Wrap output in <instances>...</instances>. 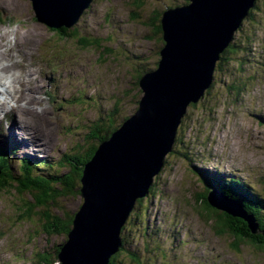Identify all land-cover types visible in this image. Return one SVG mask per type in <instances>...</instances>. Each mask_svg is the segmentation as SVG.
I'll return each instance as SVG.
<instances>
[{
    "label": "rangeland",
    "instance_id": "obj_1",
    "mask_svg": "<svg viewBox=\"0 0 264 264\" xmlns=\"http://www.w3.org/2000/svg\"><path fill=\"white\" fill-rule=\"evenodd\" d=\"M131 1L93 0L74 26L52 32L36 22L29 0H0V27L15 23V49L20 55L30 53L23 59L30 74L23 94L31 98V104L37 102V94L49 101L43 113L30 112L50 141L39 139L42 150L30 153L24 147L25 143L32 146L30 141L17 139L19 149L27 156L48 157L51 165L58 168L63 156L86 151L89 127L102 114L101 108L107 111L116 104L123 117L135 112L141 97L134 81L135 62L154 70L159 61L155 53L158 36L150 22L156 12L182 6L188 0H144L138 7ZM255 7L253 20L243 21L241 33L233 35L242 47L236 53L243 64L241 80L249 83V88L239 94L237 102H232L229 96L235 95L226 90L230 80L223 67L222 74L215 75L210 94L188 108L178 147L190 150L193 162L200 168L240 179L264 199V0H257ZM27 35L33 39L29 43ZM11 130L9 125L7 133ZM11 138H7L10 144ZM32 143L36 148V142ZM22 155L25 156L16 153L14 159ZM164 161L166 165L155 176V195L145 218L147 237L153 243L145 249L147 240L124 225L123 236L128 234V240H134L142 261L264 264L262 250L246 244L233 246L234 239L226 233L217 234L198 211L192 200L195 180L182 155L167 153ZM81 202L78 196L60 199L58 205L64 212H74ZM31 203L17 190L0 189V264H32L37 254L66 241L44 231L43 216L32 212L30 217L22 216V208ZM158 239V248L154 249Z\"/></svg>",
    "mask_w": 264,
    "mask_h": 264
},
{
    "label": "water",
    "instance_id": "obj_2",
    "mask_svg": "<svg viewBox=\"0 0 264 264\" xmlns=\"http://www.w3.org/2000/svg\"><path fill=\"white\" fill-rule=\"evenodd\" d=\"M29 1L36 22L58 30L74 26L93 0ZM255 1L189 0L161 13L159 61L139 79L135 112L98 144L84 166L78 189L82 202L59 247L58 264H108L119 250L122 228L136 201L148 194L187 108L209 88L219 55ZM207 204L241 219L257 234L254 221L235 202L212 191Z\"/></svg>",
    "mask_w": 264,
    "mask_h": 264
},
{
    "label": "trees",
    "instance_id": "obj_3",
    "mask_svg": "<svg viewBox=\"0 0 264 264\" xmlns=\"http://www.w3.org/2000/svg\"><path fill=\"white\" fill-rule=\"evenodd\" d=\"M256 1L245 20H253L251 14L256 8ZM131 4L138 7L144 4V0H132ZM184 5H187V2L184 3ZM156 13V16H154V19L151 20L150 23L156 30L155 35L158 36V38H155L157 39L155 53L158 55V51L162 47L163 42L161 39L162 32L160 28L161 12ZM243 23L244 22H242L241 27L243 26ZM241 27L237 32L241 33ZM64 29L68 28L49 30L52 32H62ZM233 38L228 47L219 55V59L216 62L213 72V81L199 101L203 102L210 94L214 82L216 81L214 79L215 75L216 73L222 74L223 67L227 70V74L225 73L227 75L226 78L230 80L227 85L224 84L226 90L229 94L235 95L233 97L229 96L232 99V102H237L240 98L239 94L249 88V83L241 80L242 76H240V72L243 64L240 56H236V53H240L242 47H240L239 43H236ZM246 40L248 41V39ZM143 64L144 63L138 64L135 62L134 65L137 69L134 68L135 73H137L134 76V81L137 85L143 74L153 70L146 69ZM139 93L141 92L138 90V95ZM94 102L92 101V103ZM194 106V104H191L188 108ZM188 108L177 128L175 140L170 153L177 156L182 155L184 162H187L189 172L192 173V177L195 180V193H193L192 200L196 204V208L207 219V221L211 223L213 230L217 234L226 233L234 239L233 246L236 247L238 244H246L264 252V236L262 235L264 233V199L258 197L256 193H254L252 187L240 179L225 177L223 174L216 172L217 170L207 171L200 168L193 162L190 150L185 149V147L179 149V133L181 131L183 120L187 118ZM136 109L137 107H135V110ZM100 112L102 114L98 115L97 121L89 127L90 132L88 138L90 141L86 151H79L81 153L75 152L73 157L63 156L58 164L62 166L60 168L53 167L54 163L52 165L50 163L49 167L43 168L47 164V160L45 159H14L15 154L14 152H11L12 149L9 148V146L6 145L0 148V189H14L17 190L18 194L27 196L32 203L26 208H22V216L30 217L32 214H36L38 217L40 215L43 216L45 218L43 220V228L47 234L62 236L63 239L67 238L75 211L64 212L58 205L60 199H73L80 196L78 189L80 188V178L84 166L94 155L98 144L106 141L128 118L121 115L116 104H114L109 110L107 109V111L101 108ZM165 165L166 162L164 161L163 167ZM63 168L65 170L61 171ZM155 179L156 178L154 177L152 180V184L148 189V194L144 198L136 201L133 211L125 224L130 227L131 231H136L138 236L141 235V238L143 236L145 242L147 240L144 247L145 249L153 243L152 239L147 237L148 231L146 230L145 218L148 215L147 211L151 205L150 200L155 195ZM197 185L198 188L196 187ZM214 190L227 200L235 202L244 215L250 217L252 221H254V224L257 226V234H251L246 223L241 219L232 218L224 213L217 212L208 206L207 194ZM29 212H32V214L30 215ZM126 226L122 228L120 234L121 247L109 258L108 264H151V262H144L145 259L142 261L140 258L141 255L137 253L133 246L134 240L132 238V240H128V234L125 237L123 236ZM159 241L160 239L156 241L154 249L158 248L157 245ZM59 247L60 246H53L51 249H46L45 252L37 254V258L32 264H58L57 254L59 252ZM130 247L134 248V250ZM124 257L128 258L129 261ZM142 257L146 258V256Z\"/></svg>",
    "mask_w": 264,
    "mask_h": 264
},
{
    "label": "clouds",
    "instance_id": "obj_4",
    "mask_svg": "<svg viewBox=\"0 0 264 264\" xmlns=\"http://www.w3.org/2000/svg\"><path fill=\"white\" fill-rule=\"evenodd\" d=\"M16 24H5L0 27V136L7 134L11 120L6 114L17 108H26L37 114L43 113L49 107L47 97L37 94V101L28 105L27 101L20 100L21 83L29 79V76L15 65L23 64V58L15 49ZM34 71V70H31ZM34 78V77H33Z\"/></svg>",
    "mask_w": 264,
    "mask_h": 264
},
{
    "label": "bare ground",
    "instance_id": "obj_5",
    "mask_svg": "<svg viewBox=\"0 0 264 264\" xmlns=\"http://www.w3.org/2000/svg\"><path fill=\"white\" fill-rule=\"evenodd\" d=\"M27 43L31 42L33 39L31 38L30 35H27ZM25 47V46H24ZM30 47V46H28ZM18 50L19 51H23V49L18 46ZM20 54V53H19ZM28 54L30 53H24L21 52V57L23 59H26V57L28 56ZM61 58V57H60ZM35 61V60H34ZM34 63V62H33ZM34 65V64H33ZM15 67H18L21 69V71H24L25 73H28L29 69H22V67H20L19 65H15ZM29 67V66H27ZM74 72V71H73ZM69 76V75H68ZM71 78V77H70ZM74 78V77H73ZM72 80V79H71ZM29 79L25 80L21 83V89L24 90L25 85H27L29 83ZM20 100L21 101H27L28 105H31V98L26 96L25 94L22 93L20 94ZM49 102V101H47ZM47 110V109H45ZM54 110V109H53ZM9 114L11 117H13V129H14V135L17 139L20 140H26V141H30L29 143L32 144V146L28 145L25 143L24 147L26 149V151L29 152H33L38 150H42L40 147H42V143L39 142V139H46L47 141H50L48 136H45L44 133L40 130V128L38 127L37 123L35 122L34 119H32L31 116V112L29 110H27L26 108H17L16 110H14L13 112L7 113ZM37 114V113H36ZM53 114V113H52ZM43 115V114H42ZM40 120V119H39ZM40 126V125H39ZM42 127V126H40ZM24 137H28V138H24ZM33 142H36V148L33 145ZM43 142V141H42ZM50 146V145H48ZM47 149V148H46ZM52 149V148H51ZM21 151V150H20ZM23 152V151H21ZM24 153V152H23ZM6 155V154H5ZM23 156V155H22ZM215 191V190H214ZM5 219V218H4ZM9 233V232H8ZM9 235V234H8ZM10 237V236H9ZM1 238V237H0ZM19 240V239H18ZM13 241V240H12ZM13 249V247H12ZM17 249V247H16ZM19 250V249H18ZM11 251V250H10ZM14 251V250H13ZM17 251V250H16ZM16 254V253H15ZM19 258V257H18ZM21 260V259H20Z\"/></svg>",
    "mask_w": 264,
    "mask_h": 264
}]
</instances>
